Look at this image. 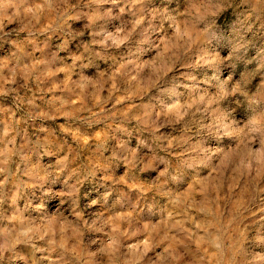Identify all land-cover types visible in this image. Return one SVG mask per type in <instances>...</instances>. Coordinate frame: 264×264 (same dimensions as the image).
Instances as JSON below:
<instances>
[{
  "label": "rangeland",
  "instance_id": "1",
  "mask_svg": "<svg viewBox=\"0 0 264 264\" xmlns=\"http://www.w3.org/2000/svg\"><path fill=\"white\" fill-rule=\"evenodd\" d=\"M0 264H264V0H0Z\"/></svg>",
  "mask_w": 264,
  "mask_h": 264
}]
</instances>
